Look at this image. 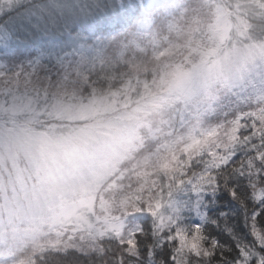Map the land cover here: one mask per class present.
Wrapping results in <instances>:
<instances>
[{
  "label": "trees",
  "instance_id": "16d2710c",
  "mask_svg": "<svg viewBox=\"0 0 264 264\" xmlns=\"http://www.w3.org/2000/svg\"><path fill=\"white\" fill-rule=\"evenodd\" d=\"M145 2L16 4L0 15V28L22 12H32L56 41L11 29L8 46L0 49L2 77L16 78L18 95L47 102V93L61 96L52 83H62L61 75L70 68L64 83H72L73 101L109 100L117 109L112 115H117L152 99L160 75H168L173 65L187 68L211 47V17L218 8L236 11L249 41L264 40V0H156L144 7ZM67 6L83 17L65 23L57 16L55 29L45 10ZM161 48L169 49L168 56L156 57ZM26 75L33 82L40 79V84L18 81ZM235 96L220 95L203 109L197 101L170 99L151 110L142 118L138 143L97 193L123 221V233L100 239L71 237L76 246L45 248L31 263L264 264V86L252 85L244 98ZM197 119L223 130L235 124V134L183 152L177 137Z\"/></svg>",
  "mask_w": 264,
  "mask_h": 264
},
{
  "label": "rangeland",
  "instance_id": "374dc122",
  "mask_svg": "<svg viewBox=\"0 0 264 264\" xmlns=\"http://www.w3.org/2000/svg\"><path fill=\"white\" fill-rule=\"evenodd\" d=\"M27 1L31 0H0V15ZM154 2L146 0L144 7ZM44 14L54 28H58L57 16L65 23L83 17L68 6ZM39 20L32 12H22L6 23L0 28V49L8 46L11 29L40 34L54 43L50 28ZM211 20V47L187 68L173 65L168 75H160L152 99L117 115H112L117 109L109 100L74 102L72 83H64L69 81L70 68L67 75H61L62 83H52L61 96L47 93L51 96L47 102L38 96L18 95L16 78H4L0 72V264H32L33 255L45 248L76 246L70 243L71 237L121 235L123 221L109 212L105 199L97 193L138 143L142 118L165 100L197 101L203 109L207 101L211 104L225 93L244 98L247 87L264 86V40L247 39L245 24L236 11L218 8ZM168 53V48H161L155 55L166 57ZM28 77L17 79L26 85L40 84V79L33 82ZM47 121L54 125L40 127ZM215 126L208 121L202 125L197 119L177 137L182 151L189 153L212 141L230 140L236 131L235 124L224 130L219 126L221 131Z\"/></svg>",
  "mask_w": 264,
  "mask_h": 264
}]
</instances>
